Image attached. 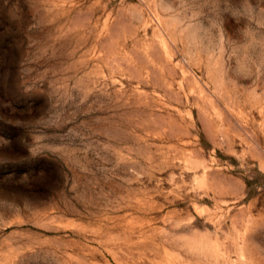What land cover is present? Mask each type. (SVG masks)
Masks as SVG:
<instances>
[{"label":"rangeland","instance_id":"obj_1","mask_svg":"<svg viewBox=\"0 0 264 264\" xmlns=\"http://www.w3.org/2000/svg\"><path fill=\"white\" fill-rule=\"evenodd\" d=\"M0 264H264V0H0Z\"/></svg>","mask_w":264,"mask_h":264},{"label":"snow or ice","instance_id":"obj_2","mask_svg":"<svg viewBox=\"0 0 264 264\" xmlns=\"http://www.w3.org/2000/svg\"><path fill=\"white\" fill-rule=\"evenodd\" d=\"M0 160H2V158H0Z\"/></svg>","mask_w":264,"mask_h":264}]
</instances>
